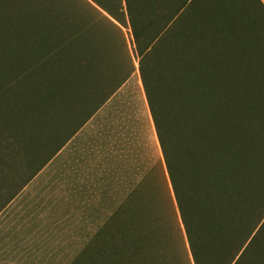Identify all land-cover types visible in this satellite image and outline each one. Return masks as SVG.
<instances>
[{"label":"trees","instance_id":"trees-1","mask_svg":"<svg viewBox=\"0 0 264 264\" xmlns=\"http://www.w3.org/2000/svg\"><path fill=\"white\" fill-rule=\"evenodd\" d=\"M136 70L170 188L143 181L68 264H264L260 0H0V137L17 160L0 150V190Z\"/></svg>","mask_w":264,"mask_h":264},{"label":"crops","instance_id":"crops-1","mask_svg":"<svg viewBox=\"0 0 264 264\" xmlns=\"http://www.w3.org/2000/svg\"><path fill=\"white\" fill-rule=\"evenodd\" d=\"M260 1L264 6V0ZM131 79L132 75L26 186L14 195L8 189L0 190L1 215L9 211L11 203L28 185L38 180L44 170H51L48 178L53 182L55 203H69L58 216L60 220L68 221L71 236L79 238L77 243L82 245L70 260L98 229L109 222L130 195L141 190L143 181L152 183L153 180L157 187L158 181L164 179V185L170 188L139 76L137 98L130 92L124 99L119 97L123 89L129 87ZM152 143L156 156L157 152L160 154L153 164L150 163ZM22 213V206H16L10 215L15 218L13 224L0 225V260H7V264H29L35 258L30 256L33 248L29 245L35 239L36 243L40 240L44 243L46 236L55 233L54 226H38L30 233L24 231L18 224ZM39 258L50 257L43 254Z\"/></svg>","mask_w":264,"mask_h":264},{"label":"rangeland","instance_id":"rangeland-1","mask_svg":"<svg viewBox=\"0 0 264 264\" xmlns=\"http://www.w3.org/2000/svg\"><path fill=\"white\" fill-rule=\"evenodd\" d=\"M127 38L130 39V36L128 35ZM137 79L138 72L136 70L132 74V79L129 81V87L123 89V92L120 93L119 97L121 99H124L125 95L129 94V92L132 97L137 98ZM150 147V163L153 164L157 157L159 159L160 154L157 152L156 156L153 143ZM0 150L3 151V154L12 156H10V163L17 161L15 160L16 158H13V156L16 155V151L14 152L10 140L5 136L0 137ZM15 166L16 165H13V168L16 169L17 167ZM9 170H11V166ZM50 171L48 172V170H44L42 176L28 185L11 203L9 211L6 210L0 215V225L5 223L6 226H10L15 220L14 216L10 217V215L13 214L16 206H22L24 213H22V217L18 224L21 225V228L24 229V231L30 233L32 229L34 230L38 226H54V235L46 236V241L44 243H40L41 240L36 243L35 239L34 243L29 245V247L33 248L30 250V256L33 255L35 258H38H33L29 264H67L70 261V258L82 246L80 243H77L79 238L71 236L70 232L72 229L69 228L68 221L60 220V216H58L60 211H63L69 206V203H55L53 182L51 178H48V173H51ZM161 178L163 177L161 176ZM162 181L163 182L160 183L161 186L164 187V179ZM18 183H20V180L18 181V179H16L11 181L10 185L12 187L16 186ZM3 186H5L4 182L0 181V187ZM34 249L35 251H33ZM43 254L49 255L50 258L41 260L39 257ZM0 262H3L2 264H7V260H0ZM16 264H18V262Z\"/></svg>","mask_w":264,"mask_h":264}]
</instances>
